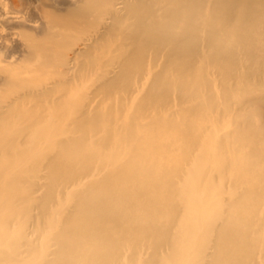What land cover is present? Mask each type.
Instances as JSON below:
<instances>
[{
  "label": "bare ground",
  "instance_id": "6f19581e",
  "mask_svg": "<svg viewBox=\"0 0 264 264\" xmlns=\"http://www.w3.org/2000/svg\"><path fill=\"white\" fill-rule=\"evenodd\" d=\"M82 1L76 7L79 22L60 25L68 34L54 35L60 26L53 20L44 22L35 12L25 21L17 1H0V264H123L146 240L155 250L148 264L167 261L160 255L172 237L184 239L197 231L188 213L197 189L181 184L180 169L204 144L203 133L211 125L205 110L215 101L203 99L200 90L205 72L216 64L228 74L229 63L234 68L241 54L257 61L260 39L254 33L264 21V0H122L125 18L115 15L121 0ZM238 11L243 27L230 43L229 25ZM92 15H108L113 24L87 55L123 31L117 55L93 85L109 108L90 112L91 99L84 94L70 111L65 49L71 32L82 31ZM39 22L35 29L32 24ZM91 28L99 33V24ZM5 29H26L50 41L29 44L18 37L12 48L5 47L10 37ZM203 39L210 60L200 62ZM160 58L163 68L145 100L118 123L122 114L111 110L115 95L129 93L133 77L149 59L157 63ZM176 90L183 107L173 111ZM241 119L225 133L213 167L224 180L232 177L238 205L228 212L214 205L209 227L214 239L200 244L199 263L259 264L263 251L264 264V127L245 131L241 125L247 119ZM200 158L195 166L205 167V156ZM73 185L79 187L68 198L66 190ZM205 190L206 199L211 190ZM60 195L64 210L54 220L52 208ZM29 223L36 225L34 239L28 238ZM45 234L44 243H38Z\"/></svg>",
  "mask_w": 264,
  "mask_h": 264
},
{
  "label": "rangeland",
  "instance_id": "374dc122",
  "mask_svg": "<svg viewBox=\"0 0 264 264\" xmlns=\"http://www.w3.org/2000/svg\"><path fill=\"white\" fill-rule=\"evenodd\" d=\"M15 1H17V11L21 12L20 15L25 21L31 20L34 17L35 12H37L41 14L44 22L49 21L50 23L53 20L55 25L58 26H64L65 23L69 25L72 22H79V15L76 7L77 5H80V0ZM84 1L86 0H83L82 2ZM122 2V0L119 1L120 4L115 8V15H118L120 18H125L126 11L124 9V5L121 4ZM243 18V14L238 11L234 16V23L229 25L230 43H232V40H235L237 28L243 27V24H240ZM86 23L87 26L81 27L82 31L71 32L69 44L65 49L70 61L69 73L67 77L72 82L71 87H67L70 90H68V95L65 101L70 111H73L75 102L80 98L83 99V95L86 94L87 97L91 99L88 110L90 112H95L97 110L104 109L105 107L109 108L108 102H106V104H101L103 95L94 94L96 88L93 85L98 83L97 79L104 73L106 63L117 55L116 50L117 46L122 41L123 31H117L114 34L109 35L105 40L101 41L98 46L94 45L95 47L93 46L91 48V50H93H90V53L93 54L89 56L86 54L88 48L98 37L102 36L107 30H109V28H111L113 21L108 15H92L86 20ZM94 23L96 25L99 24L100 30L98 34L91 32V27H93ZM1 24L0 19V31L3 28ZM32 26L35 27V29H38L40 27V22L36 24L33 23ZM61 30L63 33L68 34V29H64L60 26L59 29H55V31H53V35L57 32L59 33ZM2 33L7 36L10 35V37L4 41L5 47L9 48L14 46L13 40L19 39L18 37L26 39L29 44H48L50 41L47 35L37 37L35 33L26 29H15L12 31H9V29L7 31L5 29ZM254 34L256 36L258 35L260 39L259 48L255 54L257 61L249 60L245 54H241L236 61V65L234 64V68L233 65H231V68L229 63L228 74L225 73L224 67L220 68L216 64H213L212 66L210 65L208 70L205 72L207 82L200 90L202 94L201 97L203 99L207 100L212 97L215 101V105L208 108V110H205V114L208 115V119H211V125H209L203 133L204 144H198V148L196 147L197 149L190 153L189 157L184 162V167L180 169V176L184 178L181 180V184L192 185V187L197 189L195 199L193 203L190 204V206L193 207V210H189L188 212L191 213V222L194 223L197 231L192 235H187L184 239H180L174 235L171 239L174 241L172 245L169 246L168 249L161 251L162 256L160 255V258L167 259V261L164 263L159 262V264H206L204 261H202V263L198 262L196 253L201 243L207 239H214L213 231L209 230L210 225H212V211L214 205L222 207L226 212L238 205V196L233 191L232 181H230L231 176L228 175V178L224 180L219 172L214 170L213 167L218 156H220V146L225 133L232 131L235 123L241 124L242 117L247 119L245 124L241 125L245 131L247 130L250 132L256 127H264V93L262 92V90L264 91V89H262L264 86V65H262V62H264V21L258 25V29ZM201 43L199 60L200 62L209 61L210 56L208 43L204 39ZM152 59H149L147 66L141 74H137L133 77L129 93L115 95L114 99L116 104L111 108V110L122 114V118L118 121V123H125L129 117L136 112L138 105L145 100L157 74H159L162 70L164 59L160 58L157 63ZM81 65L86 66L82 67ZM91 65L92 67H90ZM81 68L84 70L82 74L79 75L78 73ZM246 85L247 87H244ZM259 87L262 90H260ZM1 89L2 87L0 86V90ZM60 95L62 96L63 93ZM56 97L57 95L55 98ZM171 102V110L176 111L182 109L183 106H181L177 90L173 92ZM245 110H247V112ZM237 112L238 114H236ZM71 135L72 134H70V136ZM205 139L210 140L206 143ZM243 150V153L247 155L251 151V147L248 146ZM201 156H205V167L195 166L200 162ZM208 162L209 165H212L211 168L206 167ZM158 170L168 171L167 169ZM98 171L99 170H95V172ZM105 171L107 170H103L102 172ZM190 176H194V179L189 178ZM78 187V185L70 186L66 190L68 195L67 197H72L76 193ZM207 188L211 190V194L209 193L210 195L206 198V200L204 192H206L205 189ZM219 189L222 190L220 191ZM40 194H42V191L39 195ZM63 210L64 200L63 196L60 195L57 203L53 204V219L57 220ZM261 217L264 218V214L261 213ZM29 226L30 229L26 228L28 230L27 232L30 233L28 238L34 239L36 236H34L33 232L36 225L31 227V223H29ZM45 236H47V234L40 236L38 243H44ZM154 253L155 250L152 248V242L150 240H146L141 244V248L137 250V254L135 253V258H125L123 264H148ZM257 259L259 264H263V251L260 252Z\"/></svg>",
  "mask_w": 264,
  "mask_h": 264
}]
</instances>
